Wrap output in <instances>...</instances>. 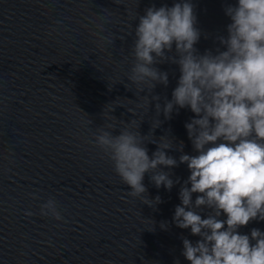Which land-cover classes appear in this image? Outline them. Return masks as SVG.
Wrapping results in <instances>:
<instances>
[{
    "label": "water",
    "instance_id": "95a60500",
    "mask_svg": "<svg viewBox=\"0 0 264 264\" xmlns=\"http://www.w3.org/2000/svg\"><path fill=\"white\" fill-rule=\"evenodd\" d=\"M178 0H0V264H49L84 244L181 204L186 164L170 171L171 191L146 173L144 204L115 172L97 143L99 129L132 127L148 140L174 139L178 161L196 155L185 124L190 108L157 113L180 76L171 61L155 65L169 84L149 93L129 80L139 16ZM201 31L200 54L227 36L225 13L238 0H191ZM173 52L167 53L172 56ZM159 96V101L153 100ZM178 107V106H177ZM129 124V122H131ZM161 122V123H160ZM149 155L158 144L146 141ZM190 187V185H189ZM199 194H193V200ZM49 199L63 220L41 215ZM32 212L33 215H26Z\"/></svg>",
    "mask_w": 264,
    "mask_h": 264
},
{
    "label": "clouds",
    "instance_id": "9594fccd",
    "mask_svg": "<svg viewBox=\"0 0 264 264\" xmlns=\"http://www.w3.org/2000/svg\"><path fill=\"white\" fill-rule=\"evenodd\" d=\"M225 13L231 23L227 36L218 38L222 47L215 53L200 54L195 47L201 31L191 0L148 7L135 29V61L128 80L150 85L143 91L151 93L158 83L169 84L168 72L155 65L171 61L179 66L172 99L155 107L166 119L174 110L190 108L195 118L185 127L197 154L184 153L181 143L178 161L168 154L177 149L173 138L148 140L132 127L121 128L118 135L115 129L100 128L96 143L130 187L128 194L149 206L163 201L158 195L148 198L145 174L157 188L171 191L179 180L164 169L188 166L190 176L180 189L181 204L173 221L201 237L195 243L183 239L182 254L190 264H264V231L253 228L250 235L238 231L253 220H264V0H238ZM173 46L175 54L167 55ZM146 141L158 144L151 156ZM193 194H199L194 202ZM203 208L211 210L207 218L198 212ZM222 214L226 220L220 219ZM41 215L63 220L54 199L41 206ZM161 228L167 224L162 222Z\"/></svg>",
    "mask_w": 264,
    "mask_h": 264
}]
</instances>
